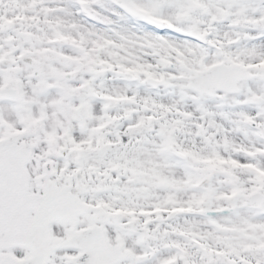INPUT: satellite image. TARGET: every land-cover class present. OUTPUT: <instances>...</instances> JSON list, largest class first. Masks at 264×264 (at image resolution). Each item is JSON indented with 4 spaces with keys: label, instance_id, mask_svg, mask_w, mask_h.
Returning <instances> with one entry per match:
<instances>
[{
    "label": "snow or ice",
    "instance_id": "6c2138e0",
    "mask_svg": "<svg viewBox=\"0 0 264 264\" xmlns=\"http://www.w3.org/2000/svg\"><path fill=\"white\" fill-rule=\"evenodd\" d=\"M0 264H264V0H0Z\"/></svg>",
    "mask_w": 264,
    "mask_h": 264
}]
</instances>
